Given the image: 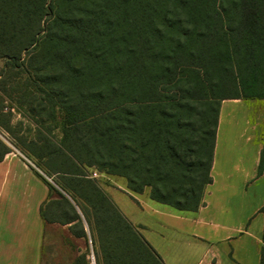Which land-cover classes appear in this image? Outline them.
Returning <instances> with one entry per match:
<instances>
[{"label":"trees","instance_id":"16d2710c","mask_svg":"<svg viewBox=\"0 0 264 264\" xmlns=\"http://www.w3.org/2000/svg\"><path fill=\"white\" fill-rule=\"evenodd\" d=\"M1 62L0 103L38 125L18 146L69 195L38 173L44 218L86 243L71 264H165L90 174L204 206L221 102L264 99V0H0Z\"/></svg>","mask_w":264,"mask_h":264},{"label":"crops","instance_id":"0c3cea01","mask_svg":"<svg viewBox=\"0 0 264 264\" xmlns=\"http://www.w3.org/2000/svg\"><path fill=\"white\" fill-rule=\"evenodd\" d=\"M244 101L253 100L229 99L221 102L211 170L213 182L206 188L204 206L195 212L180 211L149 198L155 204L148 207L157 219L161 242L155 244L150 237L142 234L165 264H170V257L173 258V253H169L168 257L161 246L165 239L162 232L176 226L170 222L189 224L190 227L188 249L176 252V258L184 257L182 262L197 254L195 264H260L264 246V213L261 212L264 207V168L259 173V166L264 160V142L257 132L259 125H254V130L250 131L249 121L242 123L237 120V130L225 133L220 130L223 118L229 117H223L226 104ZM38 173L48 181L53 179L17 150L6 154L0 161V264H45L46 240L53 226L63 230L71 227V224H47L42 207L50 199V190ZM218 175L221 205L219 221H215L216 218L208 219L204 214L209 208L205 196ZM122 189L128 194L133 193L128 187ZM134 225L144 226L141 232H149L150 225L144 222Z\"/></svg>","mask_w":264,"mask_h":264},{"label":"rangeland","instance_id":"374dc122","mask_svg":"<svg viewBox=\"0 0 264 264\" xmlns=\"http://www.w3.org/2000/svg\"><path fill=\"white\" fill-rule=\"evenodd\" d=\"M2 67L3 62L0 63V68ZM224 115H228L229 117L223 118L224 120H222L220 127L222 132L225 133L231 130H237V120H240L242 123L249 121L251 124L249 128L250 131L254 130V125H259L257 132L261 134L262 142H264V101L253 100L244 101L239 104L228 103L224 107L223 117ZM0 118L2 121H7L10 119L9 124H3V126L0 125V139L5 144H7V146L12 151L17 150L26 157L27 155L30 156L28 153H26L28 152L26 149L22 150L18 146V142L26 141V143H28V141L33 137L35 129L38 127V125L33 122L32 118L30 119L28 116L22 114V112L18 110L16 104L9 101L8 99H4L3 102L0 103ZM6 125L11 128V134L6 131V128H4ZM27 158L33 163H37L34 157L30 156ZM219 161L220 147L218 149V162ZM96 172L98 174L96 177H92L93 173L90 174V177L97 180L101 190L114 202L117 207L120 208V210L123 212L126 218L130 220V222L134 224L144 222L145 224L150 225L149 232L142 231V233L145 234V236L150 237L151 240L155 242V244H159L161 242V238L158 233L161 230L157 226V219L151 215V210L148 207L149 204L153 203L149 200V189H145L142 193H136L132 191L133 193L128 194L122 189L127 188L126 179L118 176L107 175L105 173L100 174L98 171ZM48 182L69 197V195L64 190H62L53 179L49 180ZM53 194L52 197L55 196ZM220 196L221 183L218 175L216 177V182L211 187H209V190L205 196V201L209 203V208L204 214L208 219L216 218L215 221H219L221 205ZM166 208L169 209V207ZM44 213L46 214V222L48 224L50 223L51 217H49L50 215L47 210H44ZM170 223L176 226H173L174 228L167 229V231L162 232L165 237L161 245L163 248L162 252H164L168 257L171 253H173V258L170 257V264H195L196 260H198V258L196 259V256H198L197 254L193 256L191 255L188 259H184L185 261L183 262L182 260L184 257L179 256V258H176L177 251L180 253V249H188L186 244L188 243V235L190 234L189 224L178 222ZM143 228L144 226L141 228V230ZM46 247L48 250H46L47 256L45 258V264H71L77 258H79V256L86 252L85 241L75 237L72 234L70 227L68 230H63L60 227L57 228L53 226L51 235L47 237ZM57 255H59V258ZM87 258L92 262V264H95L94 257L92 256L91 252H89Z\"/></svg>","mask_w":264,"mask_h":264},{"label":"built area","instance_id":"2783aa9c","mask_svg":"<svg viewBox=\"0 0 264 264\" xmlns=\"http://www.w3.org/2000/svg\"><path fill=\"white\" fill-rule=\"evenodd\" d=\"M98 174L96 173V172H94L93 174H92V177H96Z\"/></svg>","mask_w":264,"mask_h":264}]
</instances>
